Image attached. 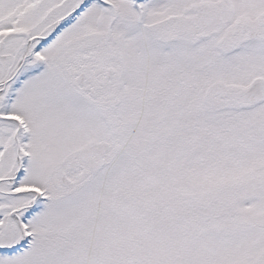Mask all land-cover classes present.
<instances>
[{
  "label": "snow or ice",
  "instance_id": "6c2138e0",
  "mask_svg": "<svg viewBox=\"0 0 264 264\" xmlns=\"http://www.w3.org/2000/svg\"><path fill=\"white\" fill-rule=\"evenodd\" d=\"M0 264H264V0H0Z\"/></svg>",
  "mask_w": 264,
  "mask_h": 264
}]
</instances>
